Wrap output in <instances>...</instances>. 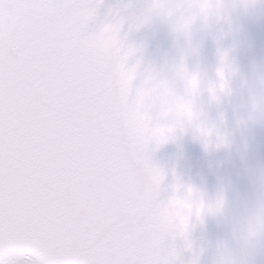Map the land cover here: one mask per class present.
I'll use <instances>...</instances> for the list:
<instances>
[{
  "label": "snow or ice",
  "instance_id": "1",
  "mask_svg": "<svg viewBox=\"0 0 264 264\" xmlns=\"http://www.w3.org/2000/svg\"><path fill=\"white\" fill-rule=\"evenodd\" d=\"M97 7L0 0V264H179L175 242L191 248L203 198L162 199L147 154L185 131L161 98L173 80L129 63L123 20L89 34Z\"/></svg>",
  "mask_w": 264,
  "mask_h": 264
},
{
  "label": "water",
  "instance_id": "2",
  "mask_svg": "<svg viewBox=\"0 0 264 264\" xmlns=\"http://www.w3.org/2000/svg\"><path fill=\"white\" fill-rule=\"evenodd\" d=\"M153 0H93L96 19L89 25L93 34L115 19L124 21L122 37L127 46L136 49L129 61L140 64L142 71L155 70L169 74V69L181 56L168 23L160 18L135 27L136 18L147 12ZM118 13L116 17L114 14ZM226 26L213 29L198 27L194 42L198 56L188 61L190 71L213 75L220 47H236V67L241 75L252 78L264 72V5L253 12L238 16L232 24L231 36L221 39ZM238 87V85H237ZM248 94L237 93L225 105V127L233 134L231 151L209 152L191 131L177 132L174 138L148 147V157L164 179L161 198L172 195L179 184L184 190L198 192L205 203L223 194L227 213L222 221L205 217L203 222L193 217L189 224L188 241L177 240L179 264H264V240L251 247H243L236 234L253 219L264 205V122H258L244 132L235 128L236 117L247 108ZM215 117V112L211 113ZM223 258V259H222Z\"/></svg>",
  "mask_w": 264,
  "mask_h": 264
},
{
  "label": "clouds",
  "instance_id": "3",
  "mask_svg": "<svg viewBox=\"0 0 264 264\" xmlns=\"http://www.w3.org/2000/svg\"><path fill=\"white\" fill-rule=\"evenodd\" d=\"M170 6L154 13L148 21L160 18L166 21L177 44L181 47L180 60L169 69L173 80L166 87L161 98L174 97L172 108L175 118L185 131H191L206 151H231L234 147L233 134L225 127V105L237 95L248 94L247 108L235 120L239 132L248 130L258 122H264V72L247 78L238 71L235 61L236 47H220L213 75L188 68V61L198 56L194 32L198 27L213 29L226 26L228 31L221 34L225 39L233 34L235 18L250 14L264 0H165ZM144 24V25H145ZM186 69V74L178 69ZM238 85V87H237ZM215 112V117L211 113ZM227 213L223 194L205 203L201 218L211 217L222 221ZM236 240L245 248L264 240V205L243 225L236 234ZM223 259V258H222Z\"/></svg>",
  "mask_w": 264,
  "mask_h": 264
}]
</instances>
